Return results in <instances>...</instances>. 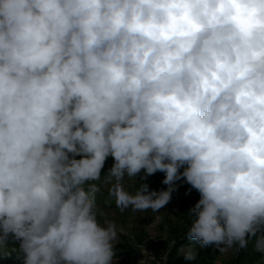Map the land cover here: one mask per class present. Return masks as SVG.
Here are the masks:
<instances>
[{
	"label": "clouds",
	"instance_id": "9594fccd",
	"mask_svg": "<svg viewBox=\"0 0 264 264\" xmlns=\"http://www.w3.org/2000/svg\"><path fill=\"white\" fill-rule=\"evenodd\" d=\"M181 179L189 240L264 257V0H0V254L113 264L101 185L158 212Z\"/></svg>",
	"mask_w": 264,
	"mask_h": 264
},
{
	"label": "rangeland",
	"instance_id": "374dc122",
	"mask_svg": "<svg viewBox=\"0 0 264 264\" xmlns=\"http://www.w3.org/2000/svg\"><path fill=\"white\" fill-rule=\"evenodd\" d=\"M79 159V157H76ZM114 160L112 157H108L105 161V165L101 170V175H105L111 168ZM183 171V168L180 169ZM158 172L155 173V176ZM177 189L186 182L181 179L176 181ZM135 180H125V187L130 191L135 190ZM156 191V190H155ZM159 191V190H157ZM175 192V191H174ZM102 198L115 202L114 196H110L108 192V186L101 185V192L97 195V201ZM106 204L107 201H104ZM102 202L97 203L99 212L103 213V218L113 220L117 225L118 241L120 243L124 239H129L133 242L135 249L138 251L137 256L134 259L125 256L123 258L114 259L113 264H139L144 259L146 264H152L155 258L152 255L156 251L160 252L159 245L161 243L170 244L173 240L172 231L175 228H182L186 226V220L184 215H188L187 208H182L177 203V196H172L170 202L161 208L158 212H132L131 209L121 211L115 203V208L103 207ZM188 219H191L188 216ZM141 242L140 245L138 243ZM20 241L16 240L12 234H9L6 241V248L8 255L0 254V264H24L23 254L19 251ZM251 252H255L252 243H249L247 247ZM236 249L232 248L226 252H221V263H227L232 257L236 255ZM147 253V254H146ZM155 256V255H154Z\"/></svg>",
	"mask_w": 264,
	"mask_h": 264
},
{
	"label": "trees",
	"instance_id": "16d2710c",
	"mask_svg": "<svg viewBox=\"0 0 264 264\" xmlns=\"http://www.w3.org/2000/svg\"><path fill=\"white\" fill-rule=\"evenodd\" d=\"M111 157V156H109ZM165 178V173L158 171V174H155L148 177V184L150 190H165L167 189V185L163 184L162 181ZM139 178L135 179V187H138ZM172 196H177V203L182 208L189 209L199 200L200 194L199 192L192 188L189 184H184L180 188H178L175 192L172 193ZM107 201L106 204H104ZM102 202L103 207L115 208L114 201L107 200L106 198H102L97 203ZM184 220L187 223L186 226L175 228L171 230L173 235V240L170 244L161 243L159 245L160 252L156 251L154 253L155 259L152 261V264H165L163 260H161L162 256H167L166 264H219L221 263V252L215 245L201 246L195 240H189L187 238V231L191 224V219H188V215H184ZM141 242L138 243L140 245ZM188 246H194L197 248L198 256L197 259L192 261H187L184 259L182 254H178L179 250L183 247L187 249ZM117 257L123 258L125 256H129V258L134 259L137 256L138 251L135 249L133 242L129 239H124L120 243L116 244ZM223 264V263H222ZM224 264H264V257L261 256L260 253L251 252L248 248L241 249L236 251V255L232 257L227 263Z\"/></svg>",
	"mask_w": 264,
	"mask_h": 264
}]
</instances>
